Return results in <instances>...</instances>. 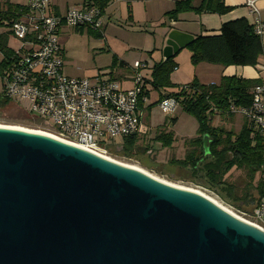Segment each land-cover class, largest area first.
Listing matches in <instances>:
<instances>
[{"label":"water","instance_id":"water-1","mask_svg":"<svg viewBox=\"0 0 264 264\" xmlns=\"http://www.w3.org/2000/svg\"><path fill=\"white\" fill-rule=\"evenodd\" d=\"M192 40L172 32L166 59ZM0 264H264V232L197 192L0 126Z\"/></svg>","mask_w":264,"mask_h":264},{"label":"built area","instance_id":"built-area-1","mask_svg":"<svg viewBox=\"0 0 264 264\" xmlns=\"http://www.w3.org/2000/svg\"><path fill=\"white\" fill-rule=\"evenodd\" d=\"M55 0H29L27 11L11 22L9 35L18 43L0 68L2 99L12 102L35 124L34 128L59 139L78 144L103 155L117 146L118 139L138 135L143 120L145 79L136 62L131 88L124 89L110 74L74 78L65 74L64 29L102 31V12L88 3L71 8L65 15L51 12ZM255 33L264 38V21L256 0H246ZM138 69L140 71H136ZM107 76V77H106ZM259 84L248 108L232 107L242 115L264 141V65L258 67ZM26 104V105H25ZM178 102L169 98L159 104L166 115L176 111ZM264 232V196L251 213H241Z\"/></svg>","mask_w":264,"mask_h":264},{"label":"trees","instance_id":"trees-1","mask_svg":"<svg viewBox=\"0 0 264 264\" xmlns=\"http://www.w3.org/2000/svg\"><path fill=\"white\" fill-rule=\"evenodd\" d=\"M88 1V0H85ZM104 16L111 0H90ZM196 0L177 1L172 11L165 14L166 19L177 21L181 14H217L226 15L236 7L226 5L225 0H201L198 6ZM27 11L26 5L6 3L0 7V26L9 27L21 13ZM128 20L133 22L132 11L128 9ZM83 34V28L77 29ZM90 35L103 38V34L88 30ZM264 38L254 31L252 21L247 18H239L222 25L218 34L199 35L185 47L191 52V62L194 66L202 63L219 65L222 67H250L258 70L260 59L264 56ZM0 51L10 58L13 54L7 46V39L0 35ZM178 53L164 61L156 63L152 70V87L160 93V99L156 103L173 98L178 102L182 110L193 116L198 122L197 136L185 144L187 153L183 159L171 160V167L189 170L190 176L195 178L200 172L208 179L209 187L215 193L223 196L237 210H248L249 213L256 207L264 196V141L255 132V129L245 122L239 133L226 131L213 124L218 115L233 117L232 107L248 108L251 105L253 90L259 84V79H247L238 76H223L218 84H202L196 77L190 84L178 87L172 83L171 76L177 70L175 61ZM112 67L116 66L118 59L112 58ZM5 61L0 63V68ZM123 64V63H122ZM178 87V88H177ZM177 88V92L162 94L163 90ZM150 92L145 96L148 98ZM10 101L0 99V108L10 106ZM142 105V102H141ZM16 109V107H15ZM151 109V106L149 107ZM21 119L31 121L30 117L23 113ZM176 122V119H173ZM204 137H207V145H204ZM138 135L122 141L123 155L131 157L135 153H147L150 147H140ZM156 140L162 142L164 147H172L175 142L174 135L160 134ZM116 153V152H115ZM111 153L115 156L117 154ZM237 168L245 173V183H229L228 172ZM257 179V185H255ZM249 207H244L248 202Z\"/></svg>","mask_w":264,"mask_h":264},{"label":"rangeland","instance_id":"rangeland-1","mask_svg":"<svg viewBox=\"0 0 264 264\" xmlns=\"http://www.w3.org/2000/svg\"><path fill=\"white\" fill-rule=\"evenodd\" d=\"M10 1L19 2L21 4L25 2V0H0V7ZM63 1L72 3L73 1L81 0ZM117 18H119L118 21L116 20L109 23L110 26L106 30L103 38H96L95 36L90 35L87 30L82 34L81 32H78L79 30L71 29L69 34L67 35L68 38L64 45V51L65 54H67V59L65 58V60L67 62H70L68 64L69 66L67 70L73 69L75 72H77V74H81L83 78H93L99 72L101 74L109 73L116 80L121 79L118 78L119 74L133 76L131 78L134 79L135 73L133 69L135 63L138 62L144 67L146 63L145 61L141 60V57L143 55H145L147 61L149 62V70L147 68H143L141 69V71L138 69L135 70L140 71L142 75L146 74V78L149 81L150 97L147 99L145 108L143 109V120L141 131L138 134V144L140 147H150L151 151H149L148 154L135 153L131 157H127L123 155L122 151H118L117 149H115L117 147L114 146L108 149V154L106 156L120 164L124 163L140 167L147 173L156 176L162 181L191 189L200 190L203 193L214 198L216 201L222 203L226 207H229V209H231L236 215L240 217H242L241 213L248 214V210H237L236 207L228 203L223 198V196L211 190L209 188L211 184H208L209 181L204 177L203 172H200L197 177L192 178V176H190L189 170L184 171L180 168L171 167V160H181L185 157L188 149L185 144L189 143L190 139L197 136L198 122L193 116L185 113L179 105H177L176 111L169 116L164 114L159 105L156 104L160 99V93L154 90L152 87V70L153 66L156 64L155 62L158 63L161 58L160 56H155L154 59L150 58L151 50L148 49L150 43L154 42L153 36L151 34L153 33V29H155V24L150 22L148 23L149 25L146 26L144 23L137 25H135L134 23H125L120 18L119 14ZM162 18H165L166 20L165 14ZM165 23L166 21L162 23L161 26L159 24V26L163 27ZM157 27L158 26H156V29ZM8 31V27L4 25L0 26V35H4L6 37L7 46L13 52L14 50H18L19 45L9 35ZM160 39V37H156L157 48L161 46ZM115 55L118 56L120 60L123 59L125 62L130 64L132 71L121 70L120 66L110 68V66H112V58ZM5 59L6 56L0 51V63H2V61H4ZM176 59L181 63L182 70L186 73L187 77L194 76L193 70L196 66H194L191 62V52L188 48L182 50L176 56L175 60ZM186 64H188L190 73L186 68ZM111 69L113 72L110 71ZM113 73L115 74V76ZM210 76L211 77L209 78H214V74ZM194 79L195 77H192V79L189 78L186 83H179L181 80H186V78L178 76L172 78V82H174L173 84L177 85L178 87H183L188 85V82H193ZM209 80L210 79L206 77L205 81ZM219 82L220 81H218V83ZM123 87H131V82L129 80L124 81ZM177 88L166 89V91L171 93L177 92ZM1 91L2 88L0 85V99H2ZM150 106L151 109H149ZM22 114L23 112L14 104H11L10 106H7L5 108H0V125L35 129L30 121L21 119ZM176 118L177 121L173 122V119ZM245 122H247L246 118L240 114L233 117L218 115L214 118L213 124L220 128H223L226 131L239 133L244 127ZM247 124L249 125L248 122ZM162 133H172L174 135L175 142L173 143L172 147L163 148L162 142L156 140V137ZM117 141L118 143H120L124 141V139L119 138ZM117 146L120 147L121 144ZM111 153H115L117 154V156ZM226 178L229 183H239L242 186H244V183L246 181L245 173L237 168L231 169L228 172ZM255 185H257V179Z\"/></svg>","mask_w":264,"mask_h":264},{"label":"crops","instance_id":"crops-1","mask_svg":"<svg viewBox=\"0 0 264 264\" xmlns=\"http://www.w3.org/2000/svg\"><path fill=\"white\" fill-rule=\"evenodd\" d=\"M28 1L29 0H25V2L22 4L19 2H13V1H10V2L13 4H18V5H27ZM177 1H181V0H111L110 4L108 5V8L106 9L105 14L103 16L104 24L102 26V31H100L99 33H102L103 37H104L106 30L110 26L109 23H111L112 21H116V20L118 21V19H119V18H117L118 14L120 15V18L125 23H129V24L134 23L135 25H137V24H143L144 23L147 26V25H149L148 23L152 22L155 24V29H153V33L151 34L153 36L154 42L150 43V46L148 48L151 50L150 51L151 52L150 58L154 59L155 56L156 57L160 56L161 59L159 60V62H161V61L166 60L165 53H164V51L167 47L166 43L168 41L169 35L174 31L179 32V33L188 34V35H191L193 38H195L196 36H199V35L208 36V35L218 34V31L220 30L222 25L224 23L232 21V20H236L239 18H247L248 20L252 21V17L249 14V11L246 7V0H225L226 5L231 6V7H236V9L233 10L232 12L226 14V15H223V16H220L217 14H207V13H203V14L185 13V14H181L177 21H170L168 19L165 20V18L163 19L162 17L164 14H166L169 11H172L174 9ZM200 2H201V0H200ZM88 3L92 4L93 2L90 0H88V1L81 0V1H73L72 3H70L68 1L55 0L53 3V6H52L51 12L54 15H65L69 9L78 8V7L84 6ZM198 3H199V0L198 1L196 0L195 5L198 6L199 5ZM256 6L258 7V9L260 11V17H261L262 21H264V0H256ZM129 7L132 11V16H133L134 22H130L128 20V16H129L128 9H129ZM165 21H166L165 25L163 27H160L162 25V23H164ZM159 24H160V26H159ZM156 26H158L157 29H156ZM86 30L88 31L90 29L89 28L83 29V31H86ZM69 32H70L69 29H64L62 32L61 43L63 44V46L65 45V43L67 41V38H68L67 35L69 34ZM156 37L161 38L160 39L161 46L158 48L156 46L157 45ZM184 49L185 48L180 49L178 54ZM66 56H67V54H65V51H64V61H65L64 72H65V74L69 77L83 78V76H81V74H77V72H75L73 69L67 70V68L69 66L68 64L70 62L69 61L67 62L65 60V58L67 59ZM116 57L118 59L117 65L113 66V67L110 66V68H115L117 66H120L121 70H131L132 71L130 64L125 62L123 59H121L122 60L121 61L118 56H116ZM141 60L145 61V63H146L145 68H147L149 70L150 65H149V62L147 61L145 55H143L141 57ZM175 61L178 64V68L172 74L171 77L174 78V77L180 76V77L186 78V80H181L179 83H186V81H188L189 78L192 79V77H196L204 85L205 84L209 85V84H213V83H218V81H220V79L223 76H238V77H243V78H247V79H258V70L254 69V68H250V67L244 68V67H236V66H231V67L225 68V67H221L219 65H211V64H206V63H202V64L196 66L193 70L194 76H188L187 77L186 73L183 72V70H182L181 63L178 62L177 59ZM260 62L262 65H264V56L261 57ZM112 63H113V61H112ZM155 63H157V62H155ZM186 68H187L188 72L190 73V69L188 67V64H186ZM110 71H112V69ZM98 73L95 76L101 74V73H99V74ZM212 74H214L213 79L209 78V77H211L210 75H212ZM114 76H115V74H114ZM143 76L145 79V91L150 92L149 81L146 78L147 76H146V74L145 75L143 74ZM131 77H133V76H126V74H123V75L119 74L118 78H121V79H118V81L121 83V85L123 87V82L129 80L131 82V87H132L133 79ZM206 77L210 80L205 81ZM172 78H171V80H172ZM172 83H174V82H172ZM189 83L190 82H188V84ZM178 85H180V84H178ZM131 87H128V88H131ZM123 88L128 89L126 87H123ZM168 93H171V92H168L166 90L162 91V94H168ZM149 97H150V95L148 96V98ZM146 101L142 103L143 109L145 108ZM176 121H177V118H176Z\"/></svg>","mask_w":264,"mask_h":264},{"label":"bare ground","instance_id":"bare-ground-1","mask_svg":"<svg viewBox=\"0 0 264 264\" xmlns=\"http://www.w3.org/2000/svg\"><path fill=\"white\" fill-rule=\"evenodd\" d=\"M0 126H9V125H0ZM9 127H17V126H9ZM17 128H22V129H25V130H30V131H35V132H41V133H45V134H48V135L54 137V135H52V134H50V133H47V132H45V131H42V130L29 129V128H25V127H17ZM55 138H57V137H55ZM58 139H59V138H58ZM60 140H62V139H60ZM63 141H64V140H63ZM65 142H68V141H65ZM69 143H71V142H69ZM71 144H74V145L80 146V145L75 144V143H71ZM80 147H82V146H80ZM82 148H84V147H82ZM84 149H86V148H84ZM87 150H88V149H87ZM89 151H90V150H89ZM92 152H93V151H92ZM94 153H96V154H98V155H100V156H102V157H104V158H106V159H109V160H111V161H114V160L110 159L109 157H107L106 155H103V154H100V153H97V152H94ZM114 162H116V161H114ZM116 163H118V162H116ZM119 164H120V163H119ZM122 165H125V166H128V167H131V168H134V169H138V170H140L141 172H144L145 174H147V175H149V176H151V177H154V178L158 179L156 176L147 173L145 170L141 169L140 167H137V166H134V165H129V164H124V163H123ZM158 180H160V179H158ZM160 181H162V180H160ZM162 182H165V181H162ZM165 183H168V182H165ZM168 184H170V185H174V186H177V187H180V188H185V189H188V190H192V191H194V192H197V193H199V194L205 196L206 198H208V199L211 200L212 202H214L216 205H218V206L221 207L222 209H224V210H226L227 212L231 213L232 215H234V216L237 217L238 219H240V220H242V221H244V222H246V223L252 225L251 223H249L248 221H246L244 218H242V217L236 215L231 209H229V207H226V206L223 205L222 203L216 201L214 198H212L211 196H209V195L203 193V192L200 191V190H197V189H191V188H187V187H184V186H179V185L171 184V183H168ZM252 226H253V225H252Z\"/></svg>","mask_w":264,"mask_h":264},{"label":"flooded vegetation","instance_id":"flooded-vegetation-1","mask_svg":"<svg viewBox=\"0 0 264 264\" xmlns=\"http://www.w3.org/2000/svg\"><path fill=\"white\" fill-rule=\"evenodd\" d=\"M115 147H117V148H115V149H117L118 151H123V146H120V147L115 146ZM251 203H252V202L250 201V202L246 203V205H243V204H242V206L247 207V206H250Z\"/></svg>","mask_w":264,"mask_h":264}]
</instances>
